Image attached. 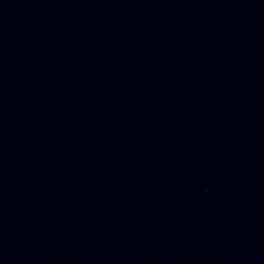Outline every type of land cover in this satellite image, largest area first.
Listing matches in <instances>:
<instances>
[{
    "label": "water",
    "instance_id": "obj_1",
    "mask_svg": "<svg viewBox=\"0 0 264 264\" xmlns=\"http://www.w3.org/2000/svg\"><path fill=\"white\" fill-rule=\"evenodd\" d=\"M0 264H264V0H0Z\"/></svg>",
    "mask_w": 264,
    "mask_h": 264
}]
</instances>
